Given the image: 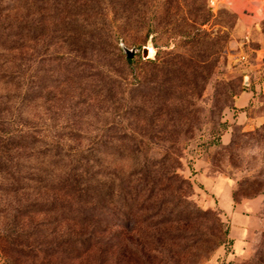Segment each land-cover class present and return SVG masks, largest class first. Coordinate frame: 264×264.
Returning a JSON list of instances; mask_svg holds the SVG:
<instances>
[{
  "label": "rangeland",
  "instance_id": "rangeland-1",
  "mask_svg": "<svg viewBox=\"0 0 264 264\" xmlns=\"http://www.w3.org/2000/svg\"><path fill=\"white\" fill-rule=\"evenodd\" d=\"M263 16L264 0H0V264H264ZM155 170L208 215L155 204L170 192L121 212ZM60 205L91 244L63 245L72 261Z\"/></svg>",
  "mask_w": 264,
  "mask_h": 264
},
{
  "label": "trees",
  "instance_id": "trees-1",
  "mask_svg": "<svg viewBox=\"0 0 264 264\" xmlns=\"http://www.w3.org/2000/svg\"><path fill=\"white\" fill-rule=\"evenodd\" d=\"M58 15V10H54V13ZM213 15L210 12H206V13H202L199 17H197V21L195 22V25L198 26V28L196 27V31L197 33L200 34H207V32L205 30L202 29V27L208 25L211 20L213 19L212 17ZM54 17V16H53ZM195 27V26H194ZM21 34H16L15 37H19ZM191 36L190 33H187V31L185 33H182V37H188ZM36 37V36H35ZM3 37H0V39H2ZM38 38V37H36ZM34 38V39H36ZM2 49H4V47L2 45H0ZM22 46V45H19ZM13 50H15L16 48L12 47ZM10 50V49H8ZM127 62L129 64L133 63V60H127ZM166 172L162 174V170L161 171H152L153 173V177H150L152 180L150 183H148L147 181V177L143 180V182L150 184V187L148 188V185L145 183H139L135 186H130L128 187V191L126 192V194H124V201L122 202V204L119 205V203H116L118 206V209L123 212V210L125 209L128 212H131L132 209H134V205L139 204V201L141 200L142 203H140L139 205L142 206V208H144V203L147 200H153L154 198H156L157 200L159 199V196L161 193H165V192H170V198L169 200H158V201H154L155 204L159 205L160 208L164 206L165 203L168 204H175L176 205V209L177 210H173V212H171V214H175L179 219H181L180 217H182L184 220H192L194 219H199V218H205L209 212L206 211H202L201 209L195 207L192 203H190L185 197H179L178 193L181 192V187L175 188L173 187V182L175 181L176 183H183L185 184L187 181L184 180L183 178H181L178 174L177 171H170V173H168L167 170H165ZM142 173L137 172L132 174V176H140ZM129 183L130 180L128 181ZM161 182V187H158V183ZM187 184V183H186ZM123 193V191H118V193ZM150 194V195H147ZM162 195V194H161ZM150 196V197H149ZM103 197H102V193L100 191H94L93 193L88 197V199L84 202L85 204H88V206L91 209H96L99 208L100 206H102V202H103ZM61 207L59 208V219L56 220V227L54 230V234L56 235V237H54V239L56 240V246L57 249L61 250L58 251L59 255H64L65 256V260H75L70 256V249L68 248L69 246L73 247L74 245H79L81 248H83L82 253L86 254L90 248H91V244L88 242L89 239H87V237H83V236H76L73 235L71 233V228L68 226L69 223H76V214L77 211H75V209L71 208H63V205H60ZM116 206V205H115ZM176 211V213H174ZM74 216V217H73ZM129 220V219H128ZM128 220H127V225H128ZM136 225V223H135ZM63 226H67L66 231L63 230ZM33 230V231H32ZM136 230H133V232H135ZM36 233H39L38 231H36V229L32 228L28 231H24V230H20V229H12L11 234L13 236H16L18 238H24L26 239V241L29 239L34 238V236H37ZM75 236V237H74ZM91 238L95 237L92 235ZM90 238V239H91ZM69 245L66 249L63 245ZM24 247H26L27 249H32L33 246L30 245H25ZM30 251V250H29ZM22 252H25L24 249H22ZM28 252V250H27ZM26 252V254H27ZM33 253V250L30 251V253ZM57 253V252H56ZM29 254V253H28ZM74 254V253H73ZM83 254V255H84ZM75 256V254H74ZM73 257V256H72ZM80 257H77V259H79Z\"/></svg>",
  "mask_w": 264,
  "mask_h": 264
},
{
  "label": "water",
  "instance_id": "water-1",
  "mask_svg": "<svg viewBox=\"0 0 264 264\" xmlns=\"http://www.w3.org/2000/svg\"><path fill=\"white\" fill-rule=\"evenodd\" d=\"M128 59L132 60L135 57V51H129V50H125ZM152 58L151 55V49L150 48H144L143 49V59L144 60H149Z\"/></svg>",
  "mask_w": 264,
  "mask_h": 264
},
{
  "label": "bare ground",
  "instance_id": "bare-ground-1",
  "mask_svg": "<svg viewBox=\"0 0 264 264\" xmlns=\"http://www.w3.org/2000/svg\"><path fill=\"white\" fill-rule=\"evenodd\" d=\"M262 19H264V16L262 17ZM153 53H152V51H151V55H152Z\"/></svg>",
  "mask_w": 264,
  "mask_h": 264
}]
</instances>
